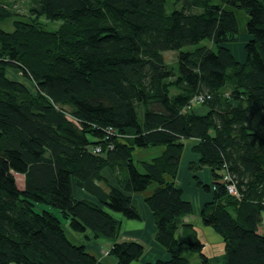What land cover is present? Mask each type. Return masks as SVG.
<instances>
[{"label": "trees", "instance_id": "1", "mask_svg": "<svg viewBox=\"0 0 264 264\" xmlns=\"http://www.w3.org/2000/svg\"><path fill=\"white\" fill-rule=\"evenodd\" d=\"M34 1L26 20L0 28V264H105L62 220L111 242L116 264L139 261L144 244L119 235L150 189L143 202L167 257L140 264H209L182 220L193 211L176 182L187 140L199 156L190 169L210 172L211 184L197 182L211 193L199 217L221 237L224 264H264V0ZM235 9L247 15L242 61L227 46ZM135 148L160 149L136 164Z\"/></svg>", "mask_w": 264, "mask_h": 264}, {"label": "crops", "instance_id": "2", "mask_svg": "<svg viewBox=\"0 0 264 264\" xmlns=\"http://www.w3.org/2000/svg\"><path fill=\"white\" fill-rule=\"evenodd\" d=\"M173 1L171 2L173 3ZM212 1L214 3H218V0H212ZM235 14L237 16L236 18H237L238 23H239L238 17H241V19H243V23H245V21L247 20V15L245 12L241 10L240 11L236 10ZM245 25H244V28H245ZM243 32H244L243 34L246 35L245 29L243 30ZM246 39H247V35H246ZM228 48L229 49H239V47L236 46L235 44L228 45ZM186 143L190 144L187 150L185 147ZM184 144L185 146L183 149V154H182L180 164H179V169L176 175V182L183 190V198L192 203L193 211L191 215L184 216L182 220L184 223L192 224L196 228L197 235L204 244L203 251L209 257V261H210L209 264H224L225 255L223 252V241L221 237L218 234H216L211 228L203 226L201 224L200 217H199L200 209L205 202L211 199V193L203 191V189L200 186H198L197 182H201L204 184H211L212 179L210 176V172L207 167H199L197 169H190V165L192 163H196L199 156L197 153L192 151V147L195 144L194 141L187 140L184 142ZM159 149L160 148H151V149H145L142 151L148 154L147 155L148 159L149 158L151 159L159 153ZM188 150L191 152L190 157H185V152H187ZM104 176L108 181L113 183L112 181L114 180V177L112 176L110 172L105 171ZM19 177L21 178V180H23L22 175H19ZM15 178H16V175H15ZM150 190L145 193L134 196V199L137 200V203H138L137 206L141 213V220L137 222L127 221L129 224H134V225L136 224L141 227L146 226L149 229V232L151 235L150 241L146 240L145 237L142 236L143 233L141 231H139L138 233L136 232V233L128 235L131 238L129 240H132V239L139 240L142 243H145L147 247H149V250H146L147 255L145 256V252H144L143 256L141 257V260H139V263L153 261L156 259H165L167 257L165 250L162 247H160L154 240L155 225L153 221V214L143 202L144 197L150 192ZM74 195L75 197H77V199L84 198V199H88L90 201L95 202L91 196H89L87 193H85L84 191L80 189H75ZM139 228L140 227L136 229H139ZM143 235H146V234L144 233Z\"/></svg>", "mask_w": 264, "mask_h": 264}, {"label": "rangeland", "instance_id": "3", "mask_svg": "<svg viewBox=\"0 0 264 264\" xmlns=\"http://www.w3.org/2000/svg\"><path fill=\"white\" fill-rule=\"evenodd\" d=\"M168 1H169L168 7L171 9L170 2L172 0H168ZM0 6H1V8H3V10L11 13L10 16L0 19V28L3 29L4 31H11L13 28V22L16 19L17 20H26V15L29 11V8H32L33 6H35V1L34 0H0ZM236 10L240 11V9H235V10H233L234 14H235ZM241 11H243V10H241ZM235 16H236V14H235ZM238 20H239V23L237 21V29H238L237 40H235L234 42L228 43L227 46L232 45V44H235L236 46H238L239 49H230V51L235 55L236 58H238L239 60L242 61L243 57H244V52H243L244 47L243 46H244V43L246 41V35L243 34L244 33L243 30L245 29L244 25L246 24L247 20L245 21V23H243V19H241V17H238ZM36 24L45 30H56L59 23L58 22H49V21L45 20L44 18H39L37 20ZM245 33H246V29H245ZM192 48L193 47H188L187 49L185 48L183 50H193ZM163 56H164L165 62L171 68H173L176 64L175 63L176 52L166 51L163 53ZM6 75L8 76V78L10 80L21 82L27 88V90L29 92H31L32 94L34 93V86L32 85V83L27 81V80L22 79L21 74L18 71L7 70ZM195 109H196V111H201L200 106H196ZM189 145H190L189 143H186V146H185L186 150L189 147ZM142 150H144V149H139V148L134 149L133 158L135 159L136 164H138L139 161H143V160L148 159L147 158L148 154H146ZM190 153L191 152L189 150L187 152H185V157H190ZM16 183H17L18 187L21 186V184H22V180L19 177V175L16 176ZM75 193H76V191H75ZM135 202L137 205L138 204L137 200H135ZM62 225H63V229L65 231V234L67 235V237L69 238V240L72 243H74V244L84 243L86 245V247L88 248V250L90 252H93L95 255H97L105 264H116L117 263V259L114 255H108L107 254L108 249H109V245L111 244V242H109L107 240H103L102 238H94V237H92V234H88V237L86 238L85 235L83 236L82 234L73 232L68 227V221L62 220ZM138 227H140V228L136 229ZM139 231H141L143 234L144 233L146 234V235L142 234V236H144L146 240H148V241L151 240V235H150L149 229L146 226L141 227V226H138L136 224L135 225L129 224L127 221L122 223V226L120 229L119 239L120 240H129L131 238L128 235L136 233V232L138 233ZM143 244H145V243H143ZM144 247H145L144 252H145V256H146L147 255L146 250H149V247H147L146 244L144 245ZM217 251H218V249H217ZM188 255H190L189 258L192 260L196 257V255H194V254L189 253ZM192 262H194V261H192ZM131 264H140V263H139V261H135V262H132Z\"/></svg>", "mask_w": 264, "mask_h": 264}, {"label": "built area", "instance_id": "4", "mask_svg": "<svg viewBox=\"0 0 264 264\" xmlns=\"http://www.w3.org/2000/svg\"><path fill=\"white\" fill-rule=\"evenodd\" d=\"M198 100H200V99H198ZM193 101H195V99ZM96 150H99V149L96 148ZM223 181H224V183H226V189H227L228 193L235 195L236 194L235 187L232 183H228L229 179L226 175L223 177Z\"/></svg>", "mask_w": 264, "mask_h": 264}]
</instances>
